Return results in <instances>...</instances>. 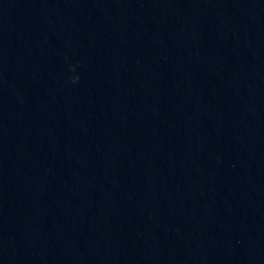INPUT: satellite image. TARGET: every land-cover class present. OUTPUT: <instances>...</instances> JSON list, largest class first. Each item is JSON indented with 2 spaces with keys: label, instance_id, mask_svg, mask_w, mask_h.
Wrapping results in <instances>:
<instances>
[{
  "label": "clouds",
  "instance_id": "9594fccd",
  "mask_svg": "<svg viewBox=\"0 0 264 264\" xmlns=\"http://www.w3.org/2000/svg\"><path fill=\"white\" fill-rule=\"evenodd\" d=\"M70 68L73 72H75V66L74 65H71ZM70 79L72 80L73 83H76L79 80V76L74 75V76L70 77Z\"/></svg>",
  "mask_w": 264,
  "mask_h": 264
}]
</instances>
